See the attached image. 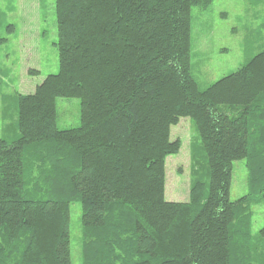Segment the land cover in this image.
I'll return each mask as SVG.
<instances>
[{"label":"trees","instance_id":"trees-1","mask_svg":"<svg viewBox=\"0 0 264 264\" xmlns=\"http://www.w3.org/2000/svg\"><path fill=\"white\" fill-rule=\"evenodd\" d=\"M211 1L55 0L58 72L15 94L0 137V264H71L74 201L81 264H264V225L250 227L264 202V49L200 89L191 11ZM1 27L0 11V50ZM57 97L79 98V126L58 127ZM186 116L208 188L195 171L188 200L168 201L170 128ZM239 159L248 192L231 200Z\"/></svg>","mask_w":264,"mask_h":264},{"label":"rangeland","instance_id":"rangeland-1","mask_svg":"<svg viewBox=\"0 0 264 264\" xmlns=\"http://www.w3.org/2000/svg\"><path fill=\"white\" fill-rule=\"evenodd\" d=\"M1 34L7 41L1 46L2 86L0 91V137L15 123V94L33 92L47 74L58 72L55 0H0ZM15 26L11 34L4 26ZM190 66L200 89L235 71L264 49V0H212L206 9L191 11ZM31 71V72H30ZM35 71V72H32ZM37 71V72H36ZM57 125L60 129L80 124V100L57 97ZM180 139L175 154L165 159V191L168 201H187L194 172L208 188L204 169L205 153L194 121L180 117L170 128V140ZM207 190V189H206ZM248 192L245 160H234L230 199L237 200ZM251 233L264 225V202L250 207ZM71 264H81V207L70 204ZM257 239H251L256 242Z\"/></svg>","mask_w":264,"mask_h":264},{"label":"crops","instance_id":"crops-1","mask_svg":"<svg viewBox=\"0 0 264 264\" xmlns=\"http://www.w3.org/2000/svg\"><path fill=\"white\" fill-rule=\"evenodd\" d=\"M36 87V86H35ZM35 87H34V89H35ZM34 89H33V91H34Z\"/></svg>","mask_w":264,"mask_h":264}]
</instances>
